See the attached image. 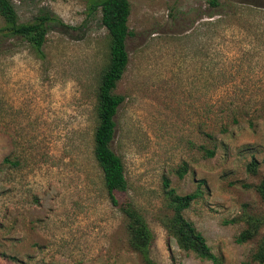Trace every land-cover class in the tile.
Masks as SVG:
<instances>
[{"label": "rangeland", "instance_id": "obj_1", "mask_svg": "<svg viewBox=\"0 0 264 264\" xmlns=\"http://www.w3.org/2000/svg\"><path fill=\"white\" fill-rule=\"evenodd\" d=\"M18 23L49 14L42 55L0 18V264H214L179 248L163 185L198 196L183 212L219 264L252 261L264 225V0H128V64L113 93L112 150L144 218L133 247L93 157L97 88L108 61L102 0H10ZM212 155L210 156V153ZM257 164L254 174L248 165ZM186 168L183 176L177 171Z\"/></svg>", "mask_w": 264, "mask_h": 264}, {"label": "trees", "instance_id": "obj_2", "mask_svg": "<svg viewBox=\"0 0 264 264\" xmlns=\"http://www.w3.org/2000/svg\"><path fill=\"white\" fill-rule=\"evenodd\" d=\"M208 5L209 9L213 11H218L217 9L223 6L219 0H209ZM95 7L100 10L101 24L106 30L108 61L102 70L97 88L95 109L97 124L93 135V157L102 173L103 183L112 205L117 207L126 219V227L133 247L145 253L151 243V233L143 216L132 205L118 202L116 199L117 193L127 190V181L122 159L111 148L116 128L114 118L119 106L124 101V98L114 94L113 90L124 75L128 64L127 40L131 36L128 27L130 4L128 0H102ZM219 14L220 12L218 14L209 13V18ZM0 18L5 23L2 29L4 34L20 38L35 49L39 55L43 54L42 47L46 41L49 24L58 22L55 17L41 13L32 23H18L15 8L10 0H0ZM209 153L211 156L212 152ZM256 168L255 161H252L247 167L248 172L252 174L256 172ZM185 173V167L177 171L178 176H183ZM163 187L170 198L169 208L173 213L163 223L167 232L176 239L180 249L193 253L201 260L219 264V260L211 252L203 236L183 216V212L189 209L198 195L193 193L179 196L169 188L168 180L164 181ZM255 189L260 198L264 200V178ZM248 220L247 229L235 239L238 244L253 239L258 233V229L264 225V218L249 217ZM252 261L264 264V239L252 255Z\"/></svg>", "mask_w": 264, "mask_h": 264}]
</instances>
